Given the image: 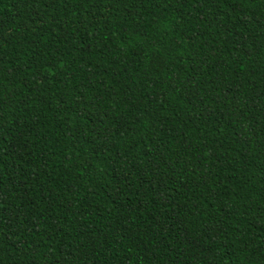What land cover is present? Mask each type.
<instances>
[{
  "label": "trees",
  "instance_id": "trees-1",
  "mask_svg": "<svg viewBox=\"0 0 264 264\" xmlns=\"http://www.w3.org/2000/svg\"><path fill=\"white\" fill-rule=\"evenodd\" d=\"M0 264H264V0H0Z\"/></svg>",
  "mask_w": 264,
  "mask_h": 264
}]
</instances>
